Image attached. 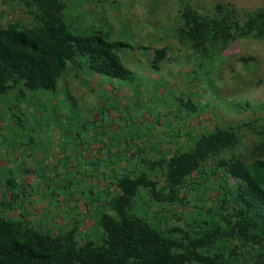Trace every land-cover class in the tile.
Listing matches in <instances>:
<instances>
[{"label":"rangeland","instance_id":"1","mask_svg":"<svg viewBox=\"0 0 264 264\" xmlns=\"http://www.w3.org/2000/svg\"><path fill=\"white\" fill-rule=\"evenodd\" d=\"M65 1V17L75 33L104 27L111 40L128 43L118 53L129 71L123 78H99L88 68L87 58L81 56L82 66L74 70L77 76L66 69L54 90L40 89L18 98L0 95V185L9 178L26 182L30 177L28 197L37 192L32 197L31 209L35 211L44 205V197H54L62 205L61 214L58 207H51L50 222L60 226L65 222L58 217L70 213L66 202L58 200L60 197L70 200V196H77L89 201L88 207L79 202V208L69 214L77 216L81 210L85 226L82 223L80 230H84L90 225L87 217L95 210V197L100 201L114 197L117 191L114 192L113 184L118 174L142 169L140 162L148 164L153 151L162 154L161 138L169 149H175L172 138L186 133L187 125L198 136L223 123L222 126L240 128L244 134L242 142L230 152L247 154L256 136L243 124L252 121L256 128H261L264 123V40L239 38L227 46L214 43L207 52L194 53L179 36L181 11L191 3L202 14L211 16L213 0H104L99 5L92 0ZM219 1L233 5L240 20L246 11L264 7V0ZM0 2L3 27L14 21L32 25L26 7L18 0ZM163 47L168 49V57L153 63L154 51ZM103 83L112 85L113 92ZM6 98V105L1 107ZM182 100L190 104L182 105ZM14 101L15 107L10 108ZM260 116L263 121H253ZM110 142L115 146H109ZM89 144L94 150L88 148ZM84 153L101 154L104 158H86L85 162ZM136 153L135 158H125L126 154ZM122 162H128V166L122 168ZM47 177L49 186L44 188ZM99 182H105V191ZM194 182L196 186L191 191L196 195L189 194L190 203L184 209L189 208L190 212L183 215L190 218L191 226L200 225L203 219L212 220L209 213L206 215L209 205L217 193H222L219 184L226 188L225 182L214 177L210 165ZM87 187L95 193L99 190V195H91ZM150 201L146 194L137 200L142 204L139 211L152 217L157 213ZM12 204L19 203L15 200L11 207ZM69 204L73 207L77 203ZM175 208L179 211V207ZM159 215L161 218L162 213ZM159 217L157 222L162 223ZM166 226L164 222L162 227ZM89 227V232L97 231L96 226Z\"/></svg>","mask_w":264,"mask_h":264},{"label":"trees","instance_id":"2","mask_svg":"<svg viewBox=\"0 0 264 264\" xmlns=\"http://www.w3.org/2000/svg\"><path fill=\"white\" fill-rule=\"evenodd\" d=\"M18 1L26 7L32 25L14 21L3 27L0 22V95L18 98L40 89L54 90L66 69L74 71L82 66L81 56L99 76L118 79L128 73L118 53L128 43L111 40L106 28L108 33L99 28L75 33L65 17V0ZM92 1L99 5L104 0ZM213 1L211 16L202 14L191 3L181 11L179 36L194 53L207 52L214 43L227 46L239 38L264 40V7L246 11L240 20L233 5ZM168 52L166 47L156 49L153 63L165 61ZM72 75L77 76L76 71ZM15 103L9 107H15ZM188 104L190 101L182 100V105ZM257 120L263 121V117L253 121ZM243 125L256 136L246 155L227 152L242 142L240 128L216 125L198 136L187 125L186 133L172 138L175 149L172 146L161 152L160 161H149L141 171L118 174L114 197L102 201L95 197V210L87 217L90 225L84 230H80L85 221L81 210L76 217L69 214L79 208V202L88 207L89 201L76 197L79 201L74 208L67 204L70 213L58 217L65 222L60 226L50 222L54 197H44V205L34 213L27 209L33 205L29 200L37 194L28 197L31 183L6 181L5 187L12 195L0 200V264H264V123L261 128L252 121ZM212 161L216 162L214 166ZM208 165L226 188L219 184V191H223L217 193L218 202L213 203L219 205L218 209L215 206L206 212L212 220L203 219L200 225L191 226L190 218L182 222L173 207L190 203L189 195L181 191L187 188L189 193ZM157 171L165 176L164 182L157 179ZM48 177L44 188L49 186ZM233 178L235 184H227ZM99 184L105 191V182ZM90 187L86 190L98 196L99 191L95 193ZM144 194L149 195L157 215L150 217L146 211H139L142 204L137 200ZM19 199L27 206L16 219L10 215L11 203ZM158 217L162 223L157 222ZM164 222L166 227H162ZM181 222L187 226L185 230ZM93 226L97 231L89 232L88 227Z\"/></svg>","mask_w":264,"mask_h":264},{"label":"clouds","instance_id":"3","mask_svg":"<svg viewBox=\"0 0 264 264\" xmlns=\"http://www.w3.org/2000/svg\"><path fill=\"white\" fill-rule=\"evenodd\" d=\"M198 124V123H197ZM229 124V122H227L226 123V125H228ZM220 125V124H219ZM222 125H224V123L223 124H221V127H227V126H222ZM216 126V125H215ZM215 126L213 127V128H211L210 129V131H212L214 128H215ZM228 127H231V126H228ZM195 128V127H194ZM233 128V127H232ZM165 141L166 142V140L164 139V138H161V143H162V141ZM122 141H120V143H121ZM152 142V141H151ZM153 143V142H152ZM165 144H167V143H165ZM135 145H136V143H135ZM161 148H163L164 150H162L161 152L163 153V152H166L167 150L164 148V146H160ZM154 148L155 147H153V146H150V149L151 150H154ZM134 150L135 151H137V147L136 148H134ZM228 151H231V150H227V152ZM234 153V152H233ZM137 156V153L135 154V155H127L126 154V156H125V158H135ZM224 156H226V157H228L227 155H224ZM160 157H161V154H159L158 152H156V151H153V153L152 154H149V161H153V162H156V161H160ZM125 162V161H124ZM122 164H123V162H122ZM210 164H216V162H214V161H212ZM144 165H146V163H143V162H140V164H139V168H143V167H145ZM213 165V166H214ZM128 166V162H126V164H123L122 165V168H126ZM134 166V165H133ZM140 171H141V169H140ZM142 171H144V170H142ZM147 173H149L150 174V172H147ZM155 175L156 174H158V177H157V179H159V180H161L162 182H164V180L163 179H165V176H163V175H161L160 173H158V171L156 172V173H154ZM151 176H152V174H150ZM192 176H194V175H192ZM155 176L153 175L152 176V178H154ZM214 177L218 180V176H216V174L214 175ZM11 179H13V178H9L8 180H11ZM27 179H30V177H28ZM38 179V178H37ZM7 180V181H8ZM230 180V185H231V180H233V184L232 185H234L235 184V179L233 178V179H229ZM44 184V183H43ZM5 185H6V181H5V183H4V185H0V200H2V198H9V197H11V192H9V191H7V189H6V187H5ZM231 185V186H232ZM184 190V191H183ZM97 191H99V190H97ZM223 191V190H222ZM193 192H195V191H189V193H188V189L187 188H184V189H182V191H181V194L182 193H185V195H189L190 193L192 194ZM195 195H196V192H195ZM58 197H60V194L58 195ZM77 197V196H76ZM76 197H73V198H70V200H68V198H63V197H60L58 200L60 201V200H64L65 202H66V204L65 205H67V204H69V203H71V204H73L74 202H78V201H75V199H76ZM216 202H218V200H217V198L216 199H214L213 200V203H216ZM59 202H55V201H53L52 202V208L55 206V205H57L58 206V210L59 211H57V212H59L60 213V207L62 206H60V204H58ZM83 204V203H82ZM12 206H17V205H12ZM78 206V205H77ZM174 206H176V208H178L177 210H179L180 208L182 209L181 211L179 210V211H176L175 210V214H177L176 216L180 219V220H182V222L186 219L183 215L185 214V213H188V212H190V209L188 208L187 210H185L184 208H186L187 206H179L178 204L177 205H174ZM215 206H217V209H218V206L219 205H216V204H210L209 205V208H215ZM29 207V206H28ZM165 207V206H164ZM12 209H13V207H11ZM173 208H175V207H173ZM175 208V209H176ZM191 209H196V208H194V207H191ZM21 210H23V209H19V208H15V209H13V211H11V213H10V215L11 216H15L14 218H18L19 219V215H20V213H21ZM182 212V213H181ZM61 214V213H60ZM183 214V215H182ZM181 222V223H182ZM61 226H65V224L64 225H61ZM186 228H187V226H185ZM186 228H183V230H185Z\"/></svg>","mask_w":264,"mask_h":264},{"label":"crops","instance_id":"4","mask_svg":"<svg viewBox=\"0 0 264 264\" xmlns=\"http://www.w3.org/2000/svg\"><path fill=\"white\" fill-rule=\"evenodd\" d=\"M104 29V31L106 32V33H108V31L105 29V28H103ZM99 76V75H98ZM96 77H97V74H96ZM96 77H95V79H96ZM99 78H100V76H99ZM105 84V85H104ZM93 85H95V83L94 84H91V87L93 86ZM106 85H108L107 83H103V86L104 87H106V88H108V90H112V92H113V87H112V85H109V86H106ZM118 94V93H117ZM108 141H110V140H107V142ZM166 142L163 140L162 141V143H160L161 144V146H164V148L168 151V146L165 144ZM111 145H114L113 144V142H110L109 143V146H111ZM115 146V145H114ZM126 147V146H125ZM88 148H92L93 150H94V147H93V145L92 144H89V146H88ZM80 150H83V148H81ZM124 150H126V149H124ZM83 156H84V159H85V162H87V159L86 158H94V157H97V158H104L101 154H98V155H92V154H90V153H84L83 154ZM48 164V163H47ZM49 165V164H48ZM86 165H89L88 163L86 164ZM114 166L115 167H117V164H114ZM48 167V166H47ZM48 172H50L51 173V170L49 169L48 170ZM38 178V176L36 177V176H32V179H34V180H36ZM14 179V178H13ZM82 179V178H81ZM28 180V181H27ZM26 181L27 182H29V183H32V180L31 179H27ZM89 180V182L90 181H92V178L91 179H88ZM5 181H7V180H5ZM14 181V180H13ZM28 201V200H27ZM30 201V203L32 204V202H33V200L31 199V200H29ZM18 203L19 204H15V205H17V206H21V208L24 210V208L27 206H25V205H23L22 204V202H19L18 201ZM32 206V205H31ZM31 206L29 207V208H27L28 210H32L31 209ZM14 207V206H13ZM34 213L35 212H37V211H33Z\"/></svg>","mask_w":264,"mask_h":264}]
</instances>
